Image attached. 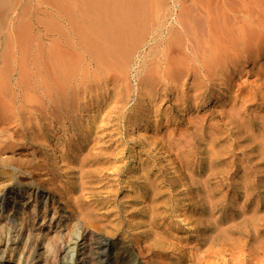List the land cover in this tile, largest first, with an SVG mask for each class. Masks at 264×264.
Instances as JSON below:
<instances>
[{"label":"bare ground","instance_id":"bare-ground-1","mask_svg":"<svg viewBox=\"0 0 264 264\" xmlns=\"http://www.w3.org/2000/svg\"><path fill=\"white\" fill-rule=\"evenodd\" d=\"M196 1L201 4V0L193 2L195 7L190 3L193 10L186 16L181 15L184 12L180 14L182 17L176 15L174 21L178 26L175 25L176 33L171 38L164 36L173 31L172 27L164 36L159 32L165 25L162 18L168 16L161 11L165 0H52L58 9L57 16L64 22L57 27L61 30L59 36H68L67 39L64 37L65 42L61 44L59 41L61 45L51 48L47 43L49 48L40 49V53L31 59V74H18L13 80L8 74L11 69H8L7 57L1 58L3 62L0 60V184L4 187L5 182H20L22 179L33 183L34 175H40L43 170L50 174L49 182L44 184L37 179V184L46 188L56 182L54 188L63 197L65 193L57 181L64 175L68 177V173L80 171L82 183L74 190L78 192L77 197L84 198L82 191L90 188L91 200L104 204L113 201L117 194L118 179L112 176H119L120 159L127 150L132 170L138 172L130 178L137 180L144 198L161 202L166 194L179 193L177 181L185 184L181 183L182 178L170 176L158 160L157 144L160 143L162 149L174 144L171 148L179 168L185 169L187 164L193 163V156L196 157L194 165L206 170L211 188L206 196L213 202L214 167L220 151L216 148L219 133L213 119H217L220 113L224 119L225 112L221 108H212L206 113L199 107L206 104V100L215 101L220 97L222 86L231 84L230 79L241 80L239 86L248 82L249 77L242 80L241 75L252 73L254 68L256 72L252 74L263 80L264 0H211V4L205 2L204 6H198ZM5 3L2 4L7 5V1ZM150 31L151 70L148 72L151 74L142 72L146 55L141 56L135 73L137 93L127 106L133 93L127 85L126 71L133 60L136 44H139V36L141 38ZM233 72L240 78L231 77ZM257 82L263 84L260 80ZM145 86L151 90V114L149 108L139 107L140 88L145 89ZM102 88L108 89V94H103ZM238 90L233 94L237 99L242 87ZM224 97L229 100L227 95ZM167 101L170 106L164 110L173 108L177 111L171 127L161 125L160 121L161 114L166 112L161 108ZM185 103L192 111L198 112L186 117L183 114ZM234 114L237 115V111ZM142 120L148 127L146 133L138 130L137 135L141 136L138 140L144 146L136 159L128 135L129 130L136 132L137 123ZM56 126L63 131L62 136ZM149 130L151 134L147 133ZM260 138L264 147V130ZM56 148L64 172L50 159L49 150L55 158L53 150ZM87 179L89 186L84 184ZM98 183H102L101 187L105 189L96 193L93 189ZM165 185L168 189H164ZM48 192L50 197L55 196V191ZM69 207L88 219L87 225L92 227L99 221L97 218L106 216L104 211L98 212L97 204L93 210L83 208L79 202H71ZM83 237L91 239L94 234L90 232ZM97 241L101 245L107 244L101 239Z\"/></svg>","mask_w":264,"mask_h":264},{"label":"rangeland","instance_id":"rangeland-1","mask_svg":"<svg viewBox=\"0 0 264 264\" xmlns=\"http://www.w3.org/2000/svg\"><path fill=\"white\" fill-rule=\"evenodd\" d=\"M4 1L0 0L2 3L7 1L8 6L0 3V60L8 58V69L11 71L7 72L9 71L8 74L13 80L18 74H31V59L40 53V49H47L48 45L50 48L56 44L61 45L66 37L62 34L59 36L61 30L57 26L61 27L64 22L57 16L58 9L52 0ZM193 2L195 0H165L164 5L161 3L162 14L168 13L165 20L162 18L165 25L159 29L162 36L172 27L174 33L171 31L164 37H174V27L178 26L174 21L178 17L176 15L184 12L181 15L186 16L188 11L193 10ZM205 2L211 4V0H201L202 5L196 1L198 6L206 5ZM55 21L62 23L55 25ZM42 22L45 26L48 25L47 28ZM151 36V31L143 34L141 38L139 36L142 40L138 38L139 44H136L131 66L127 68V85L130 93H133L127 106L131 105L137 93L135 73L141 56L146 55L142 72L151 70ZM57 40L61 44L56 43ZM249 68L246 64V69ZM150 72L148 73L151 74ZM253 72H256V68ZM249 73L251 72L241 75L242 80H246L248 76V82L239 86L241 80L230 79L231 84L222 86L223 91L215 99L216 103L206 100V104L199 107V110L206 113L212 108H221L225 112L224 119L221 113L217 119H213L219 133L216 148L220 149L214 167L213 202L206 196L207 190L211 192L206 170H200L194 165L196 157L193 156V163L187 164L185 169L179 168L171 148L174 144L163 149L160 143L157 144L158 160L170 176L182 178L181 183L185 184L181 185L177 181L179 193L177 191L174 195L166 194L161 202H155L150 197L144 198L137 180L130 178L138 172L132 170L133 164L127 150L120 159L119 176H112L118 179L117 194L113 201L100 204L102 207L91 200L90 188L82 191L84 198L77 197L78 192L74 190L82 183L80 171L75 174L68 173V177L64 175L57 181L59 188L65 193L62 197L54 188L56 182L46 185V188L37 184V179L44 184L49 182L50 174L40 170L41 176L34 175L33 183H28L29 179H22L20 182H5L4 187L0 184V264H264V147L260 138L264 130V78L261 80L262 78L258 79L255 74ZM231 75L235 79L239 77L235 72ZM259 80L263 84L257 82ZM239 87H242V91L237 99L233 94L239 92L236 91ZM146 88L147 86L145 89L140 88L139 107L149 108L148 112L151 114L153 100L151 90ZM101 92L108 94V89L105 91L102 88ZM224 94L229 97L228 101L225 97L222 98ZM167 102L161 108L162 112H166L161 114L160 121L161 125L171 127L177 111L173 108L164 110L170 106V102ZM230 105L236 110L233 111ZM88 107L92 109V106ZM183 110L186 117L198 112L192 111L186 103ZM236 111L237 115L234 114ZM136 127L137 133L129 130L128 143L134 149L137 159L138 152L144 146L138 140L141 138L137 135L138 130L146 133L148 125L142 120ZM55 128L59 136H62L63 131L57 126ZM199 130L198 128L197 132L200 133ZM147 133L151 134V131ZM56 150L58 151L57 148ZM56 150H53L55 158L51 149L49 150L50 159L56 164V168L64 167L58 157L60 152ZM64 171L61 168V172ZM84 182L85 185L90 184L88 179ZM101 185L102 183L96 184L93 191H104L105 188ZM164 189H168V186L165 185ZM48 190L55 191V196L50 197ZM71 202H79L83 208L92 210L97 204L98 212L104 211L106 216L97 218L99 221L92 227L87 225L88 219L69 207ZM90 232L94 237L82 238V235H89ZM98 239L107 244L101 245ZM69 243L72 245H68Z\"/></svg>","mask_w":264,"mask_h":264}]
</instances>
